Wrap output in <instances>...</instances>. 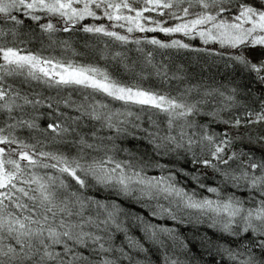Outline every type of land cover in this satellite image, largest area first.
<instances>
[{
    "label": "snow or ice",
    "instance_id": "1",
    "mask_svg": "<svg viewBox=\"0 0 264 264\" xmlns=\"http://www.w3.org/2000/svg\"><path fill=\"white\" fill-rule=\"evenodd\" d=\"M0 264H264V0H0Z\"/></svg>",
    "mask_w": 264,
    "mask_h": 264
},
{
    "label": "trees",
    "instance_id": "2",
    "mask_svg": "<svg viewBox=\"0 0 264 264\" xmlns=\"http://www.w3.org/2000/svg\"><path fill=\"white\" fill-rule=\"evenodd\" d=\"M87 22V21H85ZM26 23H30L29 21L26 20ZM62 36H67L69 34H61ZM148 35H157L158 38H165L163 36V34H157V33H149ZM87 39L86 35L82 32L73 34V46L80 52L82 53V55H77L75 57H73L74 59L81 61V62H97L99 63L101 66H103L105 64V61L100 59L99 54L92 49H86L84 47V40ZM89 43H93V41H89ZM193 43H198V41H193ZM29 47H33V45H29ZM36 47H38V45H36ZM59 51V50H57ZM109 68L111 71H113L115 74L122 76L123 73L117 71V69H115L114 67H112L111 64H109ZM197 71H199V68H197ZM213 72H215V69H212ZM231 70H229L230 72ZM225 75H228V72H222L221 74L217 75V79H222ZM230 79H233L236 81L237 85L239 86V88L244 91L248 88H252L253 91L258 92L260 90V85L257 84L252 77H250L249 75H247L246 73H241V72H235L232 73L230 75ZM47 117L43 118L41 123L43 124L44 120H46ZM129 147H139L141 149H143L146 145L144 144V142H140L139 144H137V142L135 140H132L131 138H129V143H128ZM257 149L259 148V146H256ZM176 168H184L188 171H192L193 170V166L190 163V160H184L181 159L179 160L176 164H175ZM150 175L153 174H158V172L155 171H150L149 172ZM181 182L182 183H186L189 185V187L192 186L191 181L187 180L183 177H181ZM209 183L212 182V177L211 174H209ZM97 198L103 199L105 198V196H108L107 193L104 192H99V193H94ZM109 198L111 199H120L113 196H110ZM120 202L123 204L124 208L127 209L128 211H130L131 213H135V214H140V215H147V209L142 208L140 205L136 204L135 202L132 201H125L120 199ZM154 222H160V223H165L167 226L169 227H175L178 228L179 232L188 237L191 247H192V251L194 253H199L200 249H199V244H198V239L201 235H203L204 233H207L208 235H213L214 230L209 228L207 224H197L195 222L193 223H188V224H180L177 225L175 224L173 221L169 220H160V221H156L155 218H153ZM131 234L133 235H141V233L139 232L138 228L136 227H132L131 229ZM156 257L153 256V259H155ZM203 259L205 261H209L211 259V257H209L206 253L203 256Z\"/></svg>",
    "mask_w": 264,
    "mask_h": 264
},
{
    "label": "bare ground",
    "instance_id": "3",
    "mask_svg": "<svg viewBox=\"0 0 264 264\" xmlns=\"http://www.w3.org/2000/svg\"><path fill=\"white\" fill-rule=\"evenodd\" d=\"M88 22V21H87Z\"/></svg>",
    "mask_w": 264,
    "mask_h": 264
}]
</instances>
